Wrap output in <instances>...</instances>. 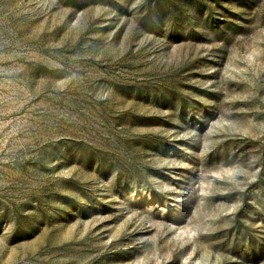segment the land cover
Here are the masks:
<instances>
[{
	"label": "rangeland",
	"instance_id": "374dc122",
	"mask_svg": "<svg viewBox=\"0 0 264 264\" xmlns=\"http://www.w3.org/2000/svg\"><path fill=\"white\" fill-rule=\"evenodd\" d=\"M0 264H264V0H0Z\"/></svg>",
	"mask_w": 264,
	"mask_h": 264
}]
</instances>
